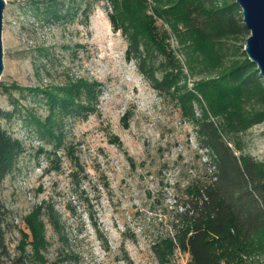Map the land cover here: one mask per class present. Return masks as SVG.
<instances>
[{
	"label": "rangeland",
	"instance_id": "rangeland-1",
	"mask_svg": "<svg viewBox=\"0 0 264 264\" xmlns=\"http://www.w3.org/2000/svg\"><path fill=\"white\" fill-rule=\"evenodd\" d=\"M5 2L0 108L10 116L0 124L22 144L0 185L11 255L25 242L30 254L22 232L29 235L26 217L38 212L44 264H188L178 251L161 263L152 249L172 232V186L204 162L192 125L204 112L195 92L199 74L179 73L174 35L166 36L165 55L143 48L127 54L106 0L88 14L82 0ZM44 5L60 14L44 15ZM165 19H156L161 32L169 31ZM85 84L94 88L87 111H72L69 90ZM192 93L199 102L188 99ZM240 139L246 154L264 159V121ZM233 263L264 264L262 237Z\"/></svg>",
	"mask_w": 264,
	"mask_h": 264
},
{
	"label": "trees",
	"instance_id": "trees-1",
	"mask_svg": "<svg viewBox=\"0 0 264 264\" xmlns=\"http://www.w3.org/2000/svg\"><path fill=\"white\" fill-rule=\"evenodd\" d=\"M99 1L82 0L86 13ZM106 1L113 29L127 39V54L143 48L165 55L170 33L183 58V64L177 63L179 73L186 69L188 75L199 74L195 92L203 98L204 112L192 119V125L204 162L200 172L172 186V232L152 244V249L161 263H166L161 259L165 255L178 251L188 255V264H234L236 255L253 240H264V159L246 154L240 139L250 126L264 121V80L243 51L249 32L241 9L234 0H150L153 6L147 0ZM45 6L44 15L60 14L56 7ZM154 16H164L169 31H159ZM69 91L76 99L72 111H87L93 86H71ZM190 98L199 102L193 93ZM8 116L0 108V120ZM21 148V141L0 124V185ZM46 214L57 232L53 213ZM8 216L9 210L0 201V264H44L41 250L47 241L38 212L26 217L29 235L22 232L23 237L30 236V254L24 250L25 242L18 255H11L6 243Z\"/></svg>",
	"mask_w": 264,
	"mask_h": 264
},
{
	"label": "water",
	"instance_id": "water-1",
	"mask_svg": "<svg viewBox=\"0 0 264 264\" xmlns=\"http://www.w3.org/2000/svg\"><path fill=\"white\" fill-rule=\"evenodd\" d=\"M234 1L241 9L242 22L249 32L243 51L264 80V0ZM5 6V0H0V76L3 72L2 31Z\"/></svg>",
	"mask_w": 264,
	"mask_h": 264
}]
</instances>
